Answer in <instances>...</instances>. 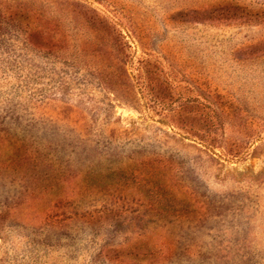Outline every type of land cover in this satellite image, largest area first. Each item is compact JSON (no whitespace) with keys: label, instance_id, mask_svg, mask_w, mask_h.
<instances>
[{"label":"rangeland","instance_id":"374dc122","mask_svg":"<svg viewBox=\"0 0 264 264\" xmlns=\"http://www.w3.org/2000/svg\"><path fill=\"white\" fill-rule=\"evenodd\" d=\"M0 264H264V0H0Z\"/></svg>","mask_w":264,"mask_h":264}]
</instances>
